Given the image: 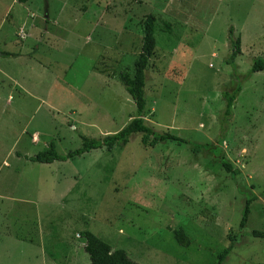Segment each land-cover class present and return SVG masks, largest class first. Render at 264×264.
Here are the masks:
<instances>
[{"label": "rangeland", "instance_id": "obj_1", "mask_svg": "<svg viewBox=\"0 0 264 264\" xmlns=\"http://www.w3.org/2000/svg\"><path fill=\"white\" fill-rule=\"evenodd\" d=\"M156 16L146 124L188 143L60 153L126 125L135 104L119 78ZM164 23H168V26ZM241 53L230 61L229 28ZM264 0H0V264H90V230L141 264H264ZM234 64V65H233ZM240 85L231 117L222 92ZM195 143L209 144L193 152ZM224 156L235 173L222 166ZM250 204L246 226H239ZM190 238L180 245L173 229Z\"/></svg>", "mask_w": 264, "mask_h": 264}, {"label": "trees", "instance_id": "obj_2", "mask_svg": "<svg viewBox=\"0 0 264 264\" xmlns=\"http://www.w3.org/2000/svg\"><path fill=\"white\" fill-rule=\"evenodd\" d=\"M19 2H26L27 0H17ZM168 26V23H164ZM143 37L142 46L138 55L133 60L132 67L126 68L119 72V78L124 85L126 92L132 98L136 110L132 119L119 130L99 135L97 137L87 136L80 134L81 145L75 149L69 150L66 153H60L56 149L54 141H49L46 148L38 151L36 154L29 156V159L39 163H52L54 161H66L68 159L81 156L92 149L106 148L107 150L113 149L115 146L124 145L128 142L130 136L134 133H140L141 142L150 146H154L163 141H176L177 143H188L183 138L170 133L159 132L154 130L151 126L146 124L144 113L146 109V91L145 84L147 81V66L148 60L152 56L155 47L154 33L156 30V16L149 13L143 20ZM229 46L231 47L230 61L233 62L234 58L241 53V40L240 36H235L233 28H229ZM263 60L257 59L254 61L250 72H255L263 69ZM234 65V64H233ZM240 91V85L237 84L230 90L224 89L222 92L223 99L225 100L224 115L228 118L232 115L233 103L236 99L238 92ZM203 146L210 147L209 144L195 143L193 145V152H198ZM215 148V147H213ZM213 148L210 147L212 150ZM218 148V146L216 147ZM215 148V149H216ZM218 158L221 161L223 167L226 170L235 173L231 164L224 157L219 155ZM264 195V190H263ZM255 196L248 197L245 200L239 226L243 229L248 221L250 213V204L255 199ZM173 236L176 242L180 245L188 246L190 244V238L182 228L173 229ZM250 233L255 237L264 238V229H252ZM79 235L84 240L83 249L88 255L90 264H141L133 260L123 248H112V246L98 237L90 230H83L79 232ZM238 239L237 235L229 236V243L224 246L215 254V264H222L227 255L233 249L235 241Z\"/></svg>", "mask_w": 264, "mask_h": 264}]
</instances>
